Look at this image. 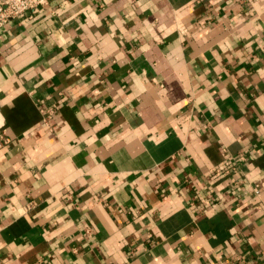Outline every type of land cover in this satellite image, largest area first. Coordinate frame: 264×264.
Instances as JSON below:
<instances>
[{
  "label": "crops",
  "instance_id": "1",
  "mask_svg": "<svg viewBox=\"0 0 264 264\" xmlns=\"http://www.w3.org/2000/svg\"><path fill=\"white\" fill-rule=\"evenodd\" d=\"M1 133L0 264H264V0H48Z\"/></svg>",
  "mask_w": 264,
  "mask_h": 264
},
{
  "label": "built area",
  "instance_id": "2",
  "mask_svg": "<svg viewBox=\"0 0 264 264\" xmlns=\"http://www.w3.org/2000/svg\"><path fill=\"white\" fill-rule=\"evenodd\" d=\"M48 4V0H0V29L10 20L23 15L32 18L41 8ZM46 122V119H43ZM9 139L4 133L0 134V145L7 144ZM230 167L228 162L225 163Z\"/></svg>",
  "mask_w": 264,
  "mask_h": 264
}]
</instances>
